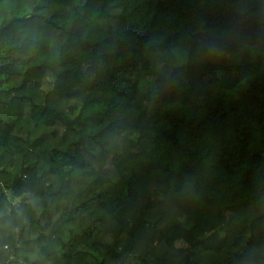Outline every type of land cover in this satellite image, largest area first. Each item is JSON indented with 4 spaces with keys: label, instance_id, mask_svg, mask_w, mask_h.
<instances>
[{
    "label": "trees",
    "instance_id": "obj_1",
    "mask_svg": "<svg viewBox=\"0 0 264 264\" xmlns=\"http://www.w3.org/2000/svg\"><path fill=\"white\" fill-rule=\"evenodd\" d=\"M0 264H264V0H0Z\"/></svg>",
    "mask_w": 264,
    "mask_h": 264
},
{
    "label": "rangeland",
    "instance_id": "obj_2",
    "mask_svg": "<svg viewBox=\"0 0 264 264\" xmlns=\"http://www.w3.org/2000/svg\"><path fill=\"white\" fill-rule=\"evenodd\" d=\"M142 88L144 92L146 91V89H148V85L145 83V81L142 82Z\"/></svg>",
    "mask_w": 264,
    "mask_h": 264
}]
</instances>
